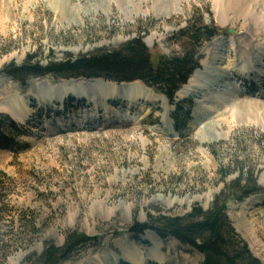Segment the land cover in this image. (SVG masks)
I'll use <instances>...</instances> for the list:
<instances>
[{
    "label": "rangeland",
    "instance_id": "rangeland-1",
    "mask_svg": "<svg viewBox=\"0 0 264 264\" xmlns=\"http://www.w3.org/2000/svg\"><path fill=\"white\" fill-rule=\"evenodd\" d=\"M263 1L249 0L243 11L228 10L223 20L224 1L220 0H68L76 9L70 18L66 11L55 14L47 0H0V103L7 85L17 84L29 109L23 127L0 116V195L4 202L0 205L4 208L0 264H39L45 246L62 249L71 233L92 241L57 264H79L103 250L121 257L127 241L148 252L153 239L163 245L162 252L171 262L179 264L188 258L204 264L190 247L171 238L160 239L152 229L153 221L183 217L196 205L206 211L222 193L237 195L227 202L233 226L237 217L255 222L253 238L260 252L250 246L264 262V202L246 209L251 200L264 201L263 118L256 126L229 127L233 122L227 112L204 99L201 90H194L188 98L179 95L189 80L176 92L175 106L142 83L153 99H138L133 109L126 110L119 100L111 101L110 109L121 117H100L93 122L86 114L93 106L79 107L77 98L71 97L65 110L55 114L30 97L45 80L52 85L70 80L53 75L17 80L10 75L28 62L43 71L50 63L116 49L139 37L155 62L160 56L181 55L186 48L195 53L181 37L194 18L219 31L194 54L195 73L214 57L233 64L248 43L264 49ZM3 7L7 16L2 15ZM71 18L74 25L68 27ZM215 42L218 46L212 49ZM263 59L259 62L264 67ZM263 67L252 70L259 83L252 92L246 86L241 90L230 79L233 91L225 100L259 101L264 106L259 99L264 93ZM225 134L229 136L226 140L212 141ZM256 188L260 192L238 199L243 191ZM139 225L149 228L142 235L131 232ZM119 263L126 264L121 258Z\"/></svg>",
    "mask_w": 264,
    "mask_h": 264
},
{
    "label": "trees",
    "instance_id": "trees-1",
    "mask_svg": "<svg viewBox=\"0 0 264 264\" xmlns=\"http://www.w3.org/2000/svg\"><path fill=\"white\" fill-rule=\"evenodd\" d=\"M203 23L201 19L194 18L181 32L182 39L189 41L196 52L219 35V31L212 30ZM185 51L173 57L160 56L155 62L143 42V37H139L116 49H101L78 59L50 63L43 71L39 65L32 66L28 62L10 75L17 80L26 79L29 76L53 75L57 79L64 80L104 79L117 83L140 81L158 94L167 97L170 104L175 106L176 92L187 84L198 68L193 61L196 52L187 51V48ZM0 143L3 141L0 140ZM250 187L251 184L246 186L247 189ZM258 192H260L259 188L251 189L249 192L243 191V195L238 199L243 201ZM236 196L222 193L215 198L212 206L206 211L196 205L191 213L183 217L156 218L152 229L156 231L160 239H174L181 245L190 247L203 255L204 264H263L251 252L248 243L236 232L228 216L227 202ZM3 203L0 195V205ZM3 209L0 208V215ZM148 228L139 225L132 228L131 232L142 235ZM91 241L92 239L85 235L71 233L67 237L64 248L59 249L54 245L45 246L38 260L39 264H57L77 248Z\"/></svg>",
    "mask_w": 264,
    "mask_h": 264
},
{
    "label": "bare ground",
    "instance_id": "bare-ground-1",
    "mask_svg": "<svg viewBox=\"0 0 264 264\" xmlns=\"http://www.w3.org/2000/svg\"><path fill=\"white\" fill-rule=\"evenodd\" d=\"M27 1L31 2V0H27ZM47 1H48L47 3L49 4V8L53 12H55V14L59 13L60 15L61 12L66 11L69 14L67 15L68 18H70L71 15H74V13L76 12L75 7L69 4V2H67L68 0H47ZM220 1H224V7L222 8L223 10L222 19L223 18L225 19L228 10L234 11L235 13L236 11L237 12L243 11L242 9L247 7V5L249 6V0H220ZM6 14H7V10L5 9V7H3L2 15L5 16ZM72 18L67 20L68 27L74 25ZM217 46L218 45L215 42L211 47L212 49H215ZM245 48L246 49L250 48V51L247 53L245 51L246 49H244V51L240 52V54L236 56V59L238 60L235 61V63L233 64L227 63L226 60L218 57L217 58L214 57V60L213 58H210L209 61L210 63L206 64V66L202 70H199L195 73V75L190 79L189 84L186 85L184 89L179 92V95L182 98H188L189 95H191L194 92V90L196 91L201 90L204 99L211 100L215 105L221 106V108H223L225 112H227L226 114L228 115L229 118L232 119L233 122L232 124L230 123L229 127L232 125H236V126L259 125L258 123H261L259 121V118L261 117L264 119L263 103H260L259 101H247V100L236 101V98L235 99L232 98V100L229 101V103L225 100V97H227V95L233 91V90L231 91L230 89L231 88L230 87L231 84L229 83L230 79H235L236 82H237V78L240 79V81L242 80L243 82L241 84L243 88L244 86H246L245 89L250 90V88L252 89V86H255V84L251 81L254 77H252L250 80L248 79L246 80L247 76L251 74L249 71L263 67L260 64L259 59L264 56L263 55L264 49H261V46L253 47L252 44L250 43H248ZM261 51H263V53ZM220 55L223 56V54ZM248 61H250V64H245L248 63ZM244 68H247L248 72L243 71ZM229 69H232V73H230ZM238 72H240V74H238ZM101 80L102 79L99 80L97 79L93 81L79 82V83H75V82L62 83V84L59 83L56 85H52L51 83L45 80V82H43L40 86L37 87V90L34 91V93L30 94L31 95L30 97L35 101H38L40 105L45 104L46 108H48L49 110L52 109L53 111H55L54 112L55 114L57 113L61 114L62 110H65L66 106L70 103L69 101H71V97L74 100L77 98L76 100H78L77 104L79 107L80 104L84 106L86 105L93 106L92 111L89 112L88 110L87 111L88 113H86L88 114L87 116L93 120V122L100 119V117L102 118L107 117L108 119L111 117L119 119L121 117L119 113L114 111V109H110L109 105L111 104L110 103L111 101L114 102L116 100H119L118 104L121 106V108L126 110V109H133L138 99H149V98L153 99L152 95L149 94L151 92L148 90V88H146V86H144V84H140V83L115 84L112 82L110 84H106L104 81L102 82ZM227 81L228 83H225ZM10 83L13 82L10 81ZM7 86L8 89L4 94L5 99L3 100V102L0 103V116L2 114L3 116L9 117L10 119L15 120L16 123L19 124L18 126L23 127L27 124V121L29 119V112H28L29 109L27 107V101L24 100L23 97L21 96V92L17 84L7 85ZM238 86L239 85H237V87ZM240 89L242 90L241 87ZM66 99L68 100V102L66 101ZM259 99L261 100V102L264 101V93H262L259 96ZM125 102H127L128 104L126 105ZM72 103L75 104L76 101ZM164 105H166L165 100H164ZM213 105L211 106L213 107ZM84 109L85 108H83V110ZM237 117L240 118L238 119ZM229 118H227V120H229ZM64 121L65 119L63 120V122ZM227 137H229L228 134L220 135V136L217 135L216 138H214V140L212 141L217 143L218 141L226 140ZM261 201L264 202L261 199H257L256 201L254 200L249 201L246 206V209H249L250 207L254 208L256 204L261 203ZM254 223H255L254 221L247 222L244 221L243 218L241 219L237 217L235 218L234 226H236L238 230L249 240L252 248L260 252V250L258 249L259 247L258 242L255 241L254 239L255 237L253 238V230L255 226ZM152 246L153 247L148 252H143L134 244L127 241L126 244L121 247V257H118L114 253L108 254L103 250L89 254L88 257L85 258L79 264H121L119 263L120 258L123 259V261H125L126 264H149V262H153V264L154 263L170 264L171 258L162 252L163 245L156 239H153ZM184 260L185 261L179 264H196L194 261H191L188 258ZM171 264H178V263L172 261Z\"/></svg>",
    "mask_w": 264,
    "mask_h": 264
},
{
    "label": "water",
    "instance_id": "water-1",
    "mask_svg": "<svg viewBox=\"0 0 264 264\" xmlns=\"http://www.w3.org/2000/svg\"><path fill=\"white\" fill-rule=\"evenodd\" d=\"M93 80H95V79H91V80H87V79H79V80H70L69 82H75V83H79V82H87V81H93ZM99 80V79H98ZM103 80V79H102ZM69 82H66V81H63V80H61V81H57L56 83H69ZM131 83H140V84H142L141 82H139V81H137V82H131ZM123 84H125V83H123ZM145 86V85H144ZM146 88H148L147 86H146ZM244 207V206H243ZM257 238V237H256ZM243 239L248 243V245H249V247H250V250H251V252L254 254V252H253V250H252V248H251V246H250V243H249V241L243 236ZM259 240V239H258ZM260 241V240H259ZM261 242V241H260ZM255 255V254H254ZM202 256V255H201ZM203 257V256H202ZM255 257H257L256 255H255ZM259 260H261L259 257H257ZM262 261V260H261ZM262 263L264 264V262L262 261Z\"/></svg>",
    "mask_w": 264,
    "mask_h": 264
}]
</instances>
